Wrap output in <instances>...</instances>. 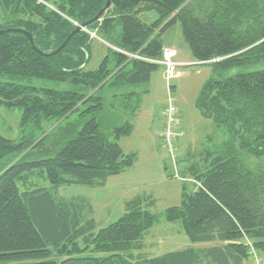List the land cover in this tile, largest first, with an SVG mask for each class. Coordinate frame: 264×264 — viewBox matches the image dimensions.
Segmentation results:
<instances>
[{"label": "trees", "instance_id": "16d2710c", "mask_svg": "<svg viewBox=\"0 0 264 264\" xmlns=\"http://www.w3.org/2000/svg\"><path fill=\"white\" fill-rule=\"evenodd\" d=\"M52 1L0 0L5 21L0 29L25 30L41 52L52 53L107 3ZM149 11L159 15L154 23L139 18ZM177 22L196 63L215 67L197 107L203 117L224 127L230 139L213 152L216 156L203 172L188 169L195 190L183 192L182 206L165 212L168 222H181L191 242L217 245L148 259L134 254L143 249L144 235L158 220L145 209V198L128 202L118 221L97 229L96 221L82 214L85 205L89 209L84 200L56 205L46 190L33 186L21 191L17 182L28 185L38 170L54 187H104L109 178L134 166L137 155L126 154L117 142L132 134V125L126 121L111 128L109 122L132 112L127 101L135 93L114 91L151 80L160 65L128 54L161 60L162 35ZM89 32L108 45L95 70L87 69L94 40ZM261 59L264 0H111L99 21L54 56L37 53L23 34L0 35V106L21 112L18 140L0 134V263L250 264L251 248L264 251V70L229 77L223 73ZM35 79L80 91L35 87L30 84ZM54 136L44 152L48 157H36V150ZM70 228L86 235V248L92 245L93 252L109 255L50 260L48 242Z\"/></svg>", "mask_w": 264, "mask_h": 264}, {"label": "rangeland", "instance_id": "374dc122", "mask_svg": "<svg viewBox=\"0 0 264 264\" xmlns=\"http://www.w3.org/2000/svg\"><path fill=\"white\" fill-rule=\"evenodd\" d=\"M139 18L144 22L154 23L159 15L156 11H149L140 13ZM4 22V13L0 4V23L3 25ZM162 40L164 44H171L177 48L182 58L190 57L193 60L192 65L178 68L181 75L171 81V85H175L176 88H172L169 93L164 67L159 66L148 83L125 86L114 91L115 94L135 93L127 101L132 112L122 113L114 123L109 122L111 128L120 126L126 121L132 125V134L121 137L117 142L126 154L135 153L137 155L134 166L118 176L109 178L104 187L84 185L54 187L38 170L30 176L28 185L23 186L17 182L21 191L33 186L46 190L56 205H60L62 201L71 202L76 199H80L82 204L81 200H84L92 213L87 214L89 209L85 205L82 214L87 218H93L97 229L106 228L118 221L127 212L128 202L139 197L145 198V209L156 214L158 220L154 227L144 235L143 249L134 254L148 259L189 248L217 245L214 242H191L181 222H168L165 212L169 208L182 206L183 192L191 194L195 190L194 176L188 169L196 167L203 172L204 167L216 156L213 152L219 149L223 141L230 139V134L224 127L221 128L212 119L203 117L197 107V99L203 86L214 75V65L196 63L180 22L170 26L163 33ZM107 52V47L99 39H94L91 46V61L87 69H97ZM262 70H264V59L226 71L223 77ZM30 84L35 87H56L62 90L80 91V87L74 88L70 84L59 85V83L46 80L35 79L30 81ZM169 94L178 107L179 124L181 123L174 128V131L184 132L175 143L177 171L173 158L164 147L161 137L166 123L165 110L168 107ZM111 111L118 112L117 109ZM20 117L21 112L18 109L0 106V134L7 139L18 140ZM55 141V136L50 138L43 148L36 150V157L40 158L42 154L44 158L48 157L44 152H47ZM77 231V228H70L68 233L48 242L49 250L52 252L50 260L61 261L69 257L101 258L109 255L93 252L92 245L86 248L88 246L86 235ZM74 248H79L82 252L66 253ZM63 249L66 251L59 254V251ZM259 255L264 264V251H259Z\"/></svg>", "mask_w": 264, "mask_h": 264}, {"label": "built area", "instance_id": "2783aa9c", "mask_svg": "<svg viewBox=\"0 0 264 264\" xmlns=\"http://www.w3.org/2000/svg\"><path fill=\"white\" fill-rule=\"evenodd\" d=\"M92 39H96L97 36L95 33L89 32ZM131 59H139L146 62H151L164 67V76L168 85L169 93L172 90L171 81L176 79L179 75L178 68L186 67L192 65V63H179L177 61V51L174 48H163V56L161 60H152L141 57L139 54L133 55L128 54ZM165 126L163 128L161 137L164 142V147L168 150L170 155L173 158L176 171H177V155H176V140L178 137L183 135V132H175L174 128L179 125V110L176 104L174 103L171 94H169L168 107L165 110ZM177 177L179 178V174L177 173ZM251 264H263L259 253L251 248L249 251Z\"/></svg>", "mask_w": 264, "mask_h": 264}, {"label": "water", "instance_id": "95a60500", "mask_svg": "<svg viewBox=\"0 0 264 264\" xmlns=\"http://www.w3.org/2000/svg\"><path fill=\"white\" fill-rule=\"evenodd\" d=\"M111 6V0H107V3L105 5L104 8H102L98 14L94 17V19H92V21L90 22H87V23H84L82 25H78L76 27V29L67 37V39L64 41V43L57 49L55 50L54 52L52 53H43L41 52L38 47L36 46L35 44V41H34V38L33 36L26 32L25 30H22V29H17V28H11V29H5V30H1L0 29V35H7V34H13V33H19V34H23L25 35L29 41H30V44L32 46V48L37 52L39 53L40 55H43V56H54L58 53H60L67 45L68 43L70 42V40L77 34L79 33L80 31H83L85 30L89 25L99 21L101 19V17L108 11V9L110 8Z\"/></svg>", "mask_w": 264, "mask_h": 264}, {"label": "crops", "instance_id": "0c3cea01", "mask_svg": "<svg viewBox=\"0 0 264 264\" xmlns=\"http://www.w3.org/2000/svg\"><path fill=\"white\" fill-rule=\"evenodd\" d=\"M97 39H98V38H97ZM99 41L102 42L101 40H99ZM102 43L108 48V45H107V44H105L104 42H102ZM163 44H164V42H163ZM164 48H174V49H176V51H177V53H178V55H177V61H178L179 63H193V60H191L190 57H188L187 59L182 58V57H181V53H180V51H179L177 48H175L173 45H171V44H169V45L164 44ZM178 73H179L178 76H180V75H181V72H178ZM172 88H176V86L173 85ZM180 122H181V120H180ZM179 125H181V123H180ZM183 133H184V132H183ZM179 138H181V136H180ZM178 140H179V139H178ZM250 264H251V261H250Z\"/></svg>", "mask_w": 264, "mask_h": 264}]
</instances>
